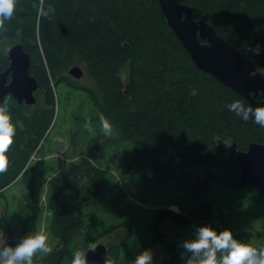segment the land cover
I'll return each instance as SVG.
<instances>
[{
	"label": "trees",
	"instance_id": "trees-1",
	"mask_svg": "<svg viewBox=\"0 0 264 264\" xmlns=\"http://www.w3.org/2000/svg\"><path fill=\"white\" fill-rule=\"evenodd\" d=\"M182 2L193 9L196 19L210 24L254 65H264V0ZM5 37L16 39L30 56L29 73L39 85L36 96H44L31 106L5 99L16 134L5 152L0 198H4L2 189L19 176L32 175L28 183L33 193L35 166L28 167L29 156L53 121L55 101L50 83L65 84L64 76L78 64L85 66L94 86V90H86L94 104L91 121L100 125L103 115L113 125L114 136L98 134L87 144L97 162H104L107 148L126 144L131 149L128 172L157 193H187L196 205L187 214L155 212L153 224L145 229L153 237L137 250V235L130 225H122L125 235L107 248L112 264L122 259L127 248L136 255L160 240L159 225L166 219L195 228L187 239L191 240L197 227L214 220L213 186L228 194L254 190L237 189L225 181L238 180L237 151L251 142L264 143V126L251 119L244 121L226 107L238 98L249 103L195 66L157 0H15L13 15L0 26V38ZM257 44L261 46L258 55L250 51ZM7 66V57L0 52V71ZM262 102L260 94L253 107ZM103 178L99 166L82 160L70 161L61 177L49 181L50 233L57 244L47 256L48 264H72L74 250L86 253L98 240L91 221L84 223L81 211L90 204L100 208ZM32 220L22 225V234L36 231ZM118 224H109L103 233L113 232ZM0 232L6 243L19 242L1 201ZM134 237L136 241L129 247ZM167 240L163 242L170 243Z\"/></svg>",
	"mask_w": 264,
	"mask_h": 264
},
{
	"label": "rangeland",
	"instance_id": "rangeland-1",
	"mask_svg": "<svg viewBox=\"0 0 264 264\" xmlns=\"http://www.w3.org/2000/svg\"><path fill=\"white\" fill-rule=\"evenodd\" d=\"M20 12L23 15V12ZM15 42L16 39L13 38H0V52L3 56H6L7 49ZM78 65L84 72L82 78L76 80L66 73L65 84L60 82L56 84L54 80L50 83L55 101L53 121L29 156L31 164L28 167L35 166L32 178L33 193L29 191L28 183L32 175L26 179L19 176L2 189L4 194V198H0L2 208L10 222L11 231L18 241L30 234H22L20 231L22 225L33 218L36 221L34 223L36 230H44L48 233V244L53 250L57 239L50 233L48 183L54 178L61 177L70 161H92L102 169L104 178L100 208L98 207L97 210V206L90 204L81 211L84 223L89 219L93 231L98 235V240L90 247L103 244L109 248L111 242L125 235L122 225L126 224L130 225L133 234L137 235L135 246L137 250L153 237L152 233L145 229L153 224L155 212L169 210L177 214H187L196 207L195 201L184 192L157 193L153 186L146 187L142 184L136 175L126 170L131 155V149L126 144L107 148L104 162H97L87 144L93 136L105 134L99 124L91 121L94 104L86 90H94V86L87 77L85 66ZM43 96L44 93L36 98L41 101ZM30 114L32 115V112ZM105 136H114V131ZM254 190H241L228 194L225 189L213 186V191L216 192L214 203L211 205L214 220L200 226H210L217 231L231 229L235 238L257 248H264V205L259 201L258 190ZM111 223L120 224L113 232L103 233L104 227L112 225ZM194 229L192 226H180L173 219L163 220L158 230L162 234L160 240L149 248L153 252V264H184L190 253L183 248V242ZM168 238L170 243L162 242ZM135 241L136 237L131 238L129 247ZM129 249L124 251L122 259L115 264H129L135 259L137 254L130 253ZM49 253L38 251L33 257V264H48Z\"/></svg>",
	"mask_w": 264,
	"mask_h": 264
},
{
	"label": "water",
	"instance_id": "water-1",
	"mask_svg": "<svg viewBox=\"0 0 264 264\" xmlns=\"http://www.w3.org/2000/svg\"><path fill=\"white\" fill-rule=\"evenodd\" d=\"M157 3L168 26L199 70L239 94L252 106L260 94L264 97V76H250L254 64L221 38L210 24L196 19L188 4L182 0H157ZM7 59L8 66L0 71V102L4 103L10 96L20 104L35 103L39 85L29 73L30 56L21 43L9 47ZM68 75L80 79L84 72L75 65L68 70ZM237 156L240 176L238 180L225 183L237 189L254 188L264 201V143L251 142L245 150H238ZM85 261L86 264H109L111 257L105 245L96 244L86 251Z\"/></svg>",
	"mask_w": 264,
	"mask_h": 264
},
{
	"label": "clouds",
	"instance_id": "clouds-1",
	"mask_svg": "<svg viewBox=\"0 0 264 264\" xmlns=\"http://www.w3.org/2000/svg\"><path fill=\"white\" fill-rule=\"evenodd\" d=\"M15 0H0V26L3 21L13 15ZM254 54L261 52L257 44L250 49ZM264 76V65H254L249 75ZM226 107L244 121L254 120L264 126V102L253 107L242 99H235L226 104ZM101 130L105 135L112 132V123L103 115L99 117ZM16 127L12 123L9 107L0 102V172L7 166L6 149L13 143ZM175 207V206H173ZM49 235L44 230H36L19 240L15 245L5 242L4 234L0 232V264H33V257L39 251H52L48 244ZM183 248L190 253L184 264H264V248H257L252 244L237 239L231 229L217 231L210 226H200L194 239L183 242ZM183 255V254H182ZM85 250L77 249L72 253V264H86ZM112 264V261H109ZM129 264H153L151 249L140 251Z\"/></svg>",
	"mask_w": 264,
	"mask_h": 264
},
{
	"label": "bare ground",
	"instance_id": "bare-ground-1",
	"mask_svg": "<svg viewBox=\"0 0 264 264\" xmlns=\"http://www.w3.org/2000/svg\"><path fill=\"white\" fill-rule=\"evenodd\" d=\"M78 80V79H77Z\"/></svg>",
	"mask_w": 264,
	"mask_h": 264
}]
</instances>
